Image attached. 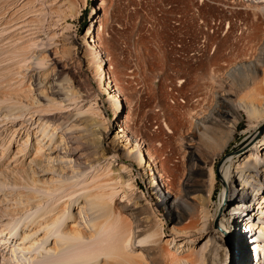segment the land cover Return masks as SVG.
Here are the masks:
<instances>
[{
    "label": "rangeland",
    "instance_id": "obj_1",
    "mask_svg": "<svg viewBox=\"0 0 264 264\" xmlns=\"http://www.w3.org/2000/svg\"><path fill=\"white\" fill-rule=\"evenodd\" d=\"M34 1L27 5L26 0H15L14 12L16 8H19L23 20L20 17L19 20L5 25L1 22V19L6 18L7 14L0 19V44L3 39H6L5 35L7 37L10 33H15L17 36L13 41L7 42L8 44H2L5 47L6 45H10V48L13 47L8 50L9 46H7L8 51L6 52H4L6 49L0 48L3 52V54L0 53L1 58H3L2 55L7 57L2 59L4 62L0 60V70L2 71V67L3 69L7 67L5 65L9 63V59L14 57L24 58V60H27L24 67L25 71L18 78L24 79L26 76L25 79H27L31 74L35 76L30 78L27 83L28 98L11 97L9 94L6 97L0 94L2 96L0 97V264H39L45 254L54 252L51 248L48 249L51 237L44 241L45 239H40L42 238V235L40 236L41 231L32 234L27 228L31 224H28V222L40 207L32 204L33 206L30 205L26 208L23 206V211L17 210L19 207L17 204L27 200L24 194L19 195L17 193L26 192L29 189L36 191V194L39 193L38 196H44L40 199L45 200L47 197L49 199V197L55 196L53 194H56V190H54L56 185L79 182L81 177H89L91 173L93 174L94 171L102 169V167L108 166L115 173L118 171L125 172L121 167V163L114 160L115 153L119 151L114 152L111 145L103 142L104 132L109 123L113 124L111 136H114L119 129L118 124L115 125L116 114L110 106L111 98H109L110 91L107 82L104 83L102 88L100 87L95 77H93L91 69L85 65L86 59L83 56L86 50L85 35L93 20L96 30L99 31H97V34H102L101 36L98 34V42H101V45L104 46L105 49L102 48L104 53L108 52V55L105 53V56H107L105 59L109 57L107 62L111 63L112 66L111 76L114 78L113 81H117L119 85L121 83V86H119L121 90L126 87L125 91L129 90L123 91L125 92L123 95L120 92L121 97L125 96V100L128 102L127 105H123L122 110L126 111L125 113H127L133 127L140 129H136V133H141L142 138H139L143 140L145 148L150 150L151 147H155L154 152L159 155L156 156V165H158L160 173L156 174V177L160 190L166 192V194L168 193L167 180L162 172L161 163L165 168H171L178 173L177 189L183 183L188 182L185 181L188 163L185 162L184 150L179 146L182 134H190L196 141H199L200 134L196 133L195 135V133H192L195 121L203 119L216 104L215 102L218 101L217 94L224 87L223 80L225 75L230 73V69H234L240 63L252 62L255 59L254 54L258 47L256 44L260 42V40H257L264 35V12L261 16L259 15L260 18L256 16V12H254L255 5L253 6V3H256L255 0H100L99 3L97 0H71L82 9L78 11L76 17L68 18L66 21L60 19L63 14L60 10L62 8L67 10L65 3L68 0ZM119 3L121 5L118 8ZM97 4H99L98 7ZM7 6L12 12V6L9 4ZM125 6L128 9L139 8V10L135 14L123 13L120 8L122 9ZM91 10L94 11L93 15L90 13ZM113 18L120 19L127 24H133L138 31V40L147 50L152 51L145 44L152 46L153 42L156 41L158 52L149 53L157 58H136L140 71L138 77L134 79V83L128 84V81L131 80L128 79L126 73L127 58L117 57L115 50L117 40L109 35ZM173 19L179 20L176 23H180L190 36V33L198 35L200 32L206 40L213 38L217 46L214 53L194 63L186 61L171 62L167 56L164 58L162 45L168 34L167 24ZM129 29L132 30V27ZM215 29L217 32L214 31ZM210 30L217 35L212 38L208 37ZM22 45H26V51L23 52L19 49V54H17L18 52L8 53L17 47L21 48ZM8 55L10 58H8ZM52 59L57 60L60 64L62 62L65 64H61L59 71L53 78L40 77L41 71L51 66ZM6 71H2L5 73L3 75L0 73V81L3 80L2 77L5 78L6 76L5 79L9 77L7 76L9 71L7 73ZM122 82L127 85L123 86ZM230 82H233V79ZM233 84L232 87L228 86L230 95L232 94L229 95L231 99L238 97L239 90L238 84ZM96 96L100 98L98 99ZM252 102L250 103L258 111H261L264 107V103L257 105L254 100ZM250 103L243 104L250 109ZM51 104L58 106L54 112L57 114V118L59 117L58 120H51L48 117V114L51 113V109L48 107ZM88 114L91 115V119L87 122L85 119ZM218 119V123H221L220 117ZM257 119L254 117L253 122H250L252 119L248 118L246 113H243V118L238 126L239 129L236 130V136L222 155H219V149H213V142L208 143L205 146L206 148L200 145L198 156L208 160L214 157V161L209 163L213 166L216 175L214 198L210 203L212 212H215L219 207L222 194L226 188L223 173L225 167L229 164L228 160L232 159V162H234L239 159L238 155L242 154V152H239L240 146L251 133L255 132V138L250 141V146L254 143L258 144L259 141L264 139V121L250 132L253 125L257 123ZM144 122L145 124H143ZM206 125L210 127L209 135L211 137L215 136L212 139L218 138L220 134L219 124L206 123ZM18 131L19 133L23 132L24 135L27 131L26 134L29 137L21 138L14 145L15 139L13 140V138L15 136L18 138L20 135ZM37 135L43 136L44 143L55 140L46 150L51 159H47L45 156L36 161L28 159L27 166L22 165L25 168L15 170L17 164L14 159H22L21 157L26 152L32 153L35 150L31 141H34ZM64 141L66 146H64ZM72 144L82 149L86 161L83 163L75 161L74 157L76 156H73L68 150V147H71ZM76 153L77 156L82 154L79 150H76ZM260 160L264 162V159L260 158ZM125 161H129L132 165L133 174L137 177L139 185L148 193L150 199L156 203L157 197L152 189V182L149 173L144 168V164L140 165L135 160L126 159ZM18 167L20 168L21 164ZM247 173L246 171L231 172L235 184L246 183L245 181L248 178L249 181L246 184H252L254 181L253 175L250 176ZM27 176L35 181L29 180ZM261 183L264 184V181ZM244 188L247 189L249 199L254 200L253 187L245 186ZM262 192H264V189ZM71 199L73 205L67 213L68 216L72 214L73 208L78 206L80 201L77 200L76 196L75 198L72 196ZM222 202L221 206L223 207L227 202L224 200ZM262 204V206L258 204L257 207H251L249 213L232 208L227 210L228 213H237L247 217L252 221L251 224H254L255 228L245 229V225L241 223L243 217H236L237 225L242 227V244L252 260L251 264H264L263 252H259V255H257L255 249L249 248L250 235L253 234V237L264 245V202ZM158 209L161 211L160 208ZM223 215L228 217L227 214ZM166 222L165 234L162 235L163 242L165 239L170 238L169 231L173 228L172 220L166 218ZM13 226H15V229H12ZM21 235H27L26 239L23 237L22 239ZM227 240L230 242L231 247V241H229V238ZM29 244L32 245L29 246ZM173 244H175L174 241ZM177 244L175 246L182 248L183 242H177ZM237 261L238 257L235 259L231 253L224 258V262L227 264H238Z\"/></svg>",
    "mask_w": 264,
    "mask_h": 264
},
{
    "label": "bare ground",
    "instance_id": "obj_2",
    "mask_svg": "<svg viewBox=\"0 0 264 264\" xmlns=\"http://www.w3.org/2000/svg\"><path fill=\"white\" fill-rule=\"evenodd\" d=\"M32 1L35 2L34 0H26V4L28 5ZM255 1L256 3H253V6L255 5L254 12H256V16L259 17V15L261 16L264 12V0ZM97 2L99 3L100 0H97ZM14 3L15 0H0V19L7 14L6 18L3 20L1 19V22L5 25L19 20L20 17L22 19L19 8L15 9V12L18 11L17 13L14 12V8L16 7ZM7 4L12 6V12H10ZM119 5H121V3L118 4V8L120 7ZM65 6L67 10L65 8L64 10L63 8L60 10L63 12L60 18L62 21L76 17L78 11L82 9L77 3L75 4V2L71 0H68ZM96 6L98 7L99 4ZM90 13L93 15L94 11L91 10ZM7 17H9V19H7ZM93 21L89 25L88 32L85 35L84 42L86 50L83 56L86 59L85 65L87 68L91 69L93 77H95L100 87L102 88L104 83L107 82L110 91L109 98H111L110 106L116 114L115 125L118 124L119 129L114 136H111L113 124L109 123V126L106 127L104 132L103 142L115 148H112L114 152H116V150L119 151L115 153L114 160L121 163V167L125 172L118 171L115 173V171L111 170L108 166L102 167V169L94 171L93 174L91 173L89 177L85 176L82 178L80 176L81 179H79V182L73 184L61 183V185L58 183L59 185H56V187L53 185L56 188L54 189L52 187L56 190V194H53L55 196L52 198L49 197V199L47 197L45 200L40 199V197L42 198L44 196H38L37 194L39 193L36 194V191L34 192L28 188V192L23 191L17 193L19 195L24 194L25 197H27L25 198L27 199L26 202H18L19 204L17 205H19V207L17 210H22L24 207L26 208L32 204L40 207V209H37L34 216L32 215L33 217L30 222H28V224L31 223L27 227L30 232L34 234L37 231H41L42 233H40V236L42 235V238L40 239H45L44 241H47V239L51 237V243L48 249L51 248L54 252L45 254L39 264H227L224 262V258L229 255V253H231L232 257H235V259L238 257V264H251L252 260L249 258L242 244V227L237 225L238 221L236 217H243L241 223L245 225V229L250 230L255 228L254 224L252 225V221L247 217L238 215L237 213H228L227 210L232 208L249 213L251 207H255L258 204L261 206L263 205L264 192H262V190L264 189V184L261 182L264 181V162H262L260 158L264 159V139L259 141L258 144L254 143L250 146V141L255 138V132L251 133L243 140L240 146L239 152H242V154L238 155L239 159L234 162H232V159L228 160L229 164H226L227 166L223 173L226 188L222 194L221 200V202L224 200L227 203L222 207L221 204L223 202H220L215 212H212L210 203L214 198L213 193L216 187V175L213 166L209 165L210 162L214 161V157L211 160L202 159L198 156V151L200 145L205 147L208 143L213 142V145L211 144L214 147L213 149H219V155H222L230 145L232 139L236 136V130L241 123L243 113H246L248 118L252 119L250 122H253L254 117H256V119L258 118L257 123L253 125L250 132L255 130L256 127L264 121V107H262L261 111H258L252 106L253 100L257 105L264 103V35L261 39L259 38L257 40H260V42L256 44L258 47L256 53L254 52L255 59L252 62L240 63L236 65L234 69H230V73L226 74L224 77V87L217 94L218 101L215 102L216 104L203 119L195 121L192 133H195V135L196 133L200 134L199 141H196L190 134H182L179 146L184 150L185 162L188 163L185 178V181L188 182L183 183L180 185L179 189H177L176 183L178 173L171 168H165L161 163L162 172L167 180L168 193L166 194V192L160 190V185L156 177V174L158 175L160 173L158 165H156V156L159 155L155 154V147H151L150 150L145 148L143 140L139 138H142L141 133H136V129L138 130L139 128L133 127L132 123L129 121V117H127V113H125L126 111L124 112L122 110L123 105H127L128 102L125 100V96L121 97L120 92L123 95L129 90L125 91L127 87L121 90L119 87L121 83L119 85L117 81H113L114 78L111 76V63L107 62L109 58L105 59V57H107L105 53L108 55V52L104 53L102 49L104 46L101 45V42H98V34H100V36L102 34H97L98 29L96 30ZM5 38L6 39H3L0 44V48L3 50L6 49L4 52L13 47L10 48V45H6V47L9 46L7 50L4 45L16 39L17 36L15 33H10L7 37L5 35ZM2 44L4 45L2 46ZM25 47L26 45H22L21 48L17 47L18 50H16V48L8 53L18 52L19 49L24 52ZM0 53L3 54L2 50ZM19 53L20 52L17 54ZM2 57L3 58H1L0 54V60L7 58L3 55ZM8 58H10V56ZM52 61L53 63L50 67L47 66L48 68L41 71L40 77L45 79H49L50 77L53 78L59 71L61 64H65L63 62L60 64L55 59H52ZM2 62H4V60H2ZM10 62L11 64H9ZM9 63V65H5L7 67L4 69L3 67L1 68L3 72L5 70L9 71L8 75L6 74L9 77L7 79H5V75V78L2 77L3 82L0 81V94H2V96L9 94L11 97L28 98L27 83L30 78H34L35 76L31 74L27 79H25L26 76L24 79L18 78L25 71L24 67L26 66L27 60L14 57L9 59ZM2 71L0 72L1 75L5 74ZM232 79L233 82H230ZM13 80L16 83H14ZM233 83L238 84L237 86L239 89L237 93L238 97L235 99L229 98L232 94L230 95L228 86L232 87L234 85ZM126 85L123 84V86ZM97 98L99 99L100 97ZM124 100L125 104L123 103ZM246 102H252L250 103L251 106H249L251 107L250 109L243 104ZM48 108L51 109V113L48 114V117L51 120H58L59 117L57 118V114L54 113L58 106L51 104ZM49 109L47 110L49 111ZM219 117L221 123H218L219 119L217 120V118ZM90 119L91 115L88 114L85 121L87 120L88 122ZM206 123L214 125L219 124L218 126L220 129H218L220 134L215 140L212 139L215 136L211 137L209 135L210 127H208ZM143 124H145V122ZM26 132L24 135L23 132L19 133L18 131V134L21 136L19 135L20 138L18 136V138H16L15 136L13 138V140L15 139L13 144H17L21 138L29 137ZM36 137L34 141L30 140L35 150L32 149L34 150L32 153L26 152L25 154L23 152L25 155L21 157L22 159H14V162L17 164V166L15 165V170L18 171L19 169H23L22 167L24 166L22 165L27 166L29 160L36 161L42 156L51 159L46 150L55 140L47 142L49 143L47 146V143H44L45 139L42 140V135L41 137L40 135ZM64 146H66V143ZM68 150L73 156H76L74 157L76 162L83 163L86 161V156L83 155L81 148L75 147L72 144L71 147H68ZM76 150L82 153L80 154L81 156H77ZM259 154H261V156H259ZM124 159L135 160L140 165L144 164V168H146V172L149 173V178L152 182V189L157 197L156 203H154L150 199L148 193L141 188L137 177L133 174L132 165L129 161H125ZM19 164H21L20 168L18 167ZM233 171L248 172L247 174H250V176L253 175V183L247 185L246 183L249 181L248 178V180L245 181L246 183L241 182L235 184L233 175H231ZM27 177L29 180L35 181L30 176ZM245 186L253 187L252 189L255 193L254 200L251 201L249 199L247 189L244 188ZM74 195L77 200H80L79 205L73 208L72 214L68 216L67 213L71 205H73L71 197L73 196V198H75ZM158 208H160L161 211H159ZM223 214H227L228 217ZM166 218L172 220L173 228L169 231L170 238L165 239L163 242L162 235L165 234ZM12 229H15V226H13ZM253 235H250L251 242H249V248L252 250L255 249L254 251H257V255H259V252H263L264 254V245L259 243L258 239L253 237ZM20 237L26 239L27 235H21ZM228 238L229 241H231V247L230 242L227 240ZM24 240L23 242H25ZM200 240L201 242L198 243ZM173 241L175 244H177V242H183V246L181 245L182 248L175 246V244L172 245ZM31 245L29 244V246ZM260 263L262 262L260 261Z\"/></svg>",
    "mask_w": 264,
    "mask_h": 264
},
{
    "label": "built area",
    "instance_id": "obj_3",
    "mask_svg": "<svg viewBox=\"0 0 264 264\" xmlns=\"http://www.w3.org/2000/svg\"><path fill=\"white\" fill-rule=\"evenodd\" d=\"M121 10L128 12L129 14H135L138 12L139 8L128 9L123 7ZM179 21V20H178ZM176 19L168 22V34L163 41V52L164 58L167 56L168 60L171 62H191L194 63L199 59H205L204 57L212 55L216 49V42L212 37H215L217 32L215 29L210 30V35L208 37L212 38L206 40L204 36L199 32L198 35L190 33L191 36L184 30L182 25ZM149 27L150 25L147 24ZM132 27V30L129 29ZM110 34L117 40V48H115L118 58H127L128 66L126 68V73L128 79V84L134 83V79L138 77L140 67L136 61V58H157L156 56L150 54L149 52L156 51L158 48L156 41L153 45H147L150 50H147L144 45L138 40V31L134 28L133 24H127L120 19H112L110 25ZM131 30V31H130ZM109 58V57H108Z\"/></svg>",
    "mask_w": 264,
    "mask_h": 264
}]
</instances>
